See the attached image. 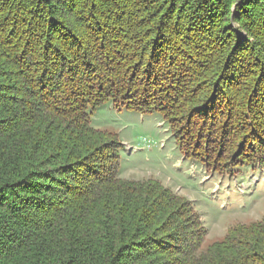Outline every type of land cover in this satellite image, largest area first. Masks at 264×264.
<instances>
[{
    "label": "trees",
    "instance_id": "obj_1",
    "mask_svg": "<svg viewBox=\"0 0 264 264\" xmlns=\"http://www.w3.org/2000/svg\"><path fill=\"white\" fill-rule=\"evenodd\" d=\"M109 103L264 166V0H0V264H264V218L203 250L191 204L120 177Z\"/></svg>",
    "mask_w": 264,
    "mask_h": 264
},
{
    "label": "rangeland",
    "instance_id": "obj_2",
    "mask_svg": "<svg viewBox=\"0 0 264 264\" xmlns=\"http://www.w3.org/2000/svg\"><path fill=\"white\" fill-rule=\"evenodd\" d=\"M91 116L94 128L117 134L124 144L122 179L157 182L192 205L205 229L203 250L222 241L232 228L264 218V166L230 174L208 170L181 153L159 113L140 114L109 103Z\"/></svg>",
    "mask_w": 264,
    "mask_h": 264
}]
</instances>
